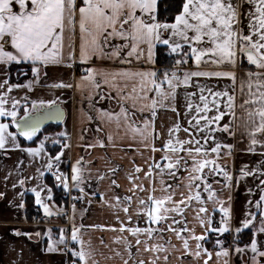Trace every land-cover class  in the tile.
<instances>
[{"label": "snow or ice", "instance_id": "obj_1", "mask_svg": "<svg viewBox=\"0 0 264 264\" xmlns=\"http://www.w3.org/2000/svg\"><path fill=\"white\" fill-rule=\"evenodd\" d=\"M160 46L174 61L163 71L156 67ZM77 61L86 66L79 81L44 86L88 90L89 100L107 86V95L116 100L119 111L99 109L98 118L115 124L117 130L123 128L133 139L139 136L145 147H149L151 138V151L162 153L159 160L153 155L144 172V179L150 181L148 187L137 183L143 169L136 166L135 174L127 177L132 195L114 197L116 204L111 206L120 205L126 221L117 216L119 228L89 226L120 233L112 242L122 245L123 251L114 250V256L122 264H169L170 255L180 252L177 259L191 257L193 264H209L213 253L204 245L210 234H217L215 255L219 261L230 254L219 237L234 233L232 250L242 264H264V179L260 180L258 199L248 201L249 210L238 227L231 224L232 209L219 195L223 189L233 187V176L219 163L221 150L231 154L233 145L220 137L240 133L249 142V152L256 153L257 146L264 150V0H0V150H19L33 159L44 158L43 170H36L39 177L50 172L57 187L66 192L76 187L83 193V158L71 165L69 173L60 169L64 150L70 147L63 143L67 131L56 133L58 138L51 140L60 145L54 155L46 149L48 136L39 140L37 147H22L20 143L21 137L35 143L47 122L63 123L65 114L58 98L29 101L28 93L48 78L50 66L71 68ZM95 61L111 62L114 67L92 66ZM14 65L28 67L30 76L29 72L19 73L25 82L12 81ZM20 91L25 92L24 96L13 95ZM181 91L183 123L177 119L162 138L155 129L157 107L171 101L170 110L180 117L175 104ZM145 111L150 117L138 124L136 114ZM107 140L111 143L113 136L109 134ZM156 140H161L159 148ZM96 146L105 144L99 141L88 145ZM259 154L264 156V151ZM245 168L240 170L242 176L256 175V170ZM221 176L223 184L218 190L213 185L221 184L217 179ZM29 179L36 177L20 178L18 185L23 187ZM111 183L119 187L116 180ZM25 191L33 193L35 204L45 216L62 214L53 211L51 187L41 183ZM4 195L0 192V197ZM18 195L22 198L24 192ZM134 198L135 219L130 214ZM231 199L229 194L227 200ZM253 204L256 211L251 210ZM72 207L69 229L60 228L56 240L48 229L47 250L70 253L75 258L72 264H99L91 240L83 238L81 229L85 226L75 223V205ZM189 210L195 221L191 227L186 215ZM217 210L222 213L218 225L214 223ZM197 226L202 229L200 234ZM246 229L251 238L241 246L239 237ZM13 234L31 238V234L18 230ZM168 234L180 242L179 248L170 236L165 239ZM100 242L104 243L103 238Z\"/></svg>", "mask_w": 264, "mask_h": 264}, {"label": "crops", "instance_id": "obj_2", "mask_svg": "<svg viewBox=\"0 0 264 264\" xmlns=\"http://www.w3.org/2000/svg\"><path fill=\"white\" fill-rule=\"evenodd\" d=\"M92 66L98 68H105L106 66L114 67V65H111V62L107 61H95ZM84 67L86 66L80 64L79 61L71 68L65 67L64 65L50 66L47 69L48 78L43 79L41 85L36 86L33 92L28 93V97L29 101L38 98L45 100L58 98V103L65 108L66 117L63 123L58 125L49 124L48 126H56L57 130L54 133L45 132L41 139H43L44 136H48L49 140L46 141V144L52 143L51 140L53 138H58L56 137V133L67 131L68 138L64 139L63 143H67L70 147L64 150L65 154L62 158L63 163L60 165V169L65 173H69L71 165L82 157L83 168L85 169L84 176L86 177L85 183L81 185V187L84 188L83 193L76 187L70 188L73 191H77L80 197L82 196V199H80L81 204L75 205V223L77 226L81 224L85 226L81 229L83 238L85 241L91 240L92 248L95 249V259L99 264H122L121 259L114 256V250L123 251L122 245L112 242L120 233L89 226L100 225L119 228L117 216L125 221L126 216L121 210L120 205L115 207L111 206L116 204L114 197L120 196L123 198L126 195H132V193L129 192L132 185L127 177L129 174H135L134 169L136 166L143 169V172L139 174L140 180H138L137 183H143L145 187H148L150 181L144 179V172L148 171V164L151 163L153 155L156 160H159L162 153H153L151 151V138H149V147H145L144 142L141 141L139 136L133 139L131 134H125L123 128L117 130L115 124L102 122L98 118L99 109L119 111L116 100L110 99L107 95L109 91L107 86L103 88L101 93H93L91 100L88 99V90L82 92L75 87L52 88L44 86L59 81L75 84L79 81ZM145 67H147V65H145ZM156 67L163 71L168 66L159 65L158 62H156ZM30 75L29 72V76ZM25 79L22 82H25ZM24 94V91L13 93L17 98L24 96ZM102 94L104 95L103 99H101ZM115 95L116 93L113 91L112 96ZM171 104L172 102L168 101L164 107L158 106L156 110L155 129L156 132L161 134L162 138L166 136L167 129L175 123L177 119H180L183 123V91H181L180 97L175 104L181 113L180 117H177L176 113L170 110ZM30 106L29 103V107ZM20 114L23 115L22 109ZM88 116H92L93 119L89 120ZM145 117H150L148 111H145L143 114L137 113L135 120L138 124L142 125ZM97 128L102 129V131H97ZM10 130L14 131L15 129L11 128ZM109 134L113 136V141L111 143L107 140ZM180 135L181 138L185 137L183 132L180 133ZM220 138L224 143L233 145L231 154L228 153L227 149L221 150L219 160V163L233 176V187L231 189H223L219 192V195L220 198L225 201V206H230L232 209L231 224L234 227H238L240 226L239 222L244 218L245 212L249 210L248 201L252 200L254 202L258 199L260 180L264 179V176L260 175V172H264V156L259 153L264 150L257 146L256 153L249 152V142L247 138L242 137L240 133H237L236 137ZM99 141H103L105 147H88V145H97ZM20 143L22 147H37L39 145L38 139H36L35 143H28L22 137L20 138ZM155 144L156 147L159 148L161 146V140H156ZM46 149L49 151L47 146ZM57 151H59V149ZM18 161H22L23 163L18 164ZM44 162V158L42 157L33 159L19 150L8 152L0 150V192L5 194L3 197H0V264H72L75 259L68 252H49L47 250L48 229L52 230V239H58V230L60 228L66 230L70 228L72 223L71 214H66V210L60 209L55 204L53 211H60L62 214L59 216L53 215L47 217L43 209L35 204L33 193L31 191H25L26 189H30L42 183L51 187L54 195V186L48 180V176H52V174L45 171V175L39 177V173L36 171L37 168L43 170ZM242 168H245L246 171L256 170V175L242 176L240 171ZM113 169L115 172L112 171ZM181 175H183V173H181ZM101 176L104 178L99 179ZM5 177H7V180ZM26 177H36V179H29L23 187H20L18 185V179ZM165 179L168 180L167 177H165ZM217 179L221 180V184H214L213 186L220 190L223 184V177H217ZM237 179H239L238 185L236 184ZM112 180L117 181L119 185L118 188L112 185ZM14 183L17 184L16 188H13ZM156 186L157 188L160 186L159 177H157ZM248 189H252V192L249 193ZM20 192H24L22 198L18 195ZM229 194L232 197L230 202L227 200ZM29 195L33 197V204L35 209L38 210V217L35 216L33 219L28 217L26 213V199ZM137 195L146 196L147 194L137 193ZM20 203L24 204L23 208L18 207ZM48 203L50 207H52V203ZM136 207L137 204L134 198L130 209V214L133 215V219H135L134 213ZM209 208L211 210V206H209ZM251 210L256 211L254 204ZM186 215L189 220V226H193L195 224L193 220L194 213L189 210ZM221 217L222 213L217 210L214 216V223L216 225L219 224ZM67 223L69 225H67ZM14 230H18L21 233H29L31 234V238L27 235L16 236L13 234ZM196 231L197 234H200L202 229L197 226ZM37 233H40V235H36ZM124 235H127V233H124ZM233 235L234 233H225L224 236L219 237L225 241L224 246L228 247L230 250L229 256L221 257L219 261L215 255L216 251H218L215 245L212 248H209L207 243L204 245L213 253V258L209 261V264H224L225 260L228 261V264H242L241 259L232 250L231 241ZM169 236L172 243L179 248L180 242L176 240L175 236L168 234L165 239H168ZM101 238H103V244L100 242ZM129 239H131V237H129ZM105 245H107V247ZM241 246H243V244H241ZM60 247L62 248L63 246ZM133 251H135V249H133ZM178 256H180V252L171 254L169 264H193L191 257L181 260L177 259ZM108 257L112 258L108 259ZM124 258H127V256L125 255ZM144 258H147V256L145 255ZM245 260H247V257H245ZM200 264H203V262L200 261Z\"/></svg>", "mask_w": 264, "mask_h": 264}, {"label": "trees", "instance_id": "obj_3", "mask_svg": "<svg viewBox=\"0 0 264 264\" xmlns=\"http://www.w3.org/2000/svg\"><path fill=\"white\" fill-rule=\"evenodd\" d=\"M157 62L159 65H163V66H169L171 65L174 61L173 58L170 57L166 50L164 49V46H160L157 50ZM23 72H29V69L27 66L21 65V66H13L12 70H11V79L13 82L20 80L21 82L25 79V77L23 75H20L19 73H23ZM56 126H46L42 132L38 135L39 139L38 141L41 139L42 135L45 132L48 133H54L57 130ZM47 148L49 149V151L54 154L57 152V150L59 149L60 145H54L53 143H47L46 144ZM50 174V173H49ZM48 174V175H49ZM49 181L53 184L54 186V195H53V199L55 201V204L60 208V209H67V205H68V192H66L62 187H57L56 184L57 182L55 181L54 177L49 175ZM74 194L77 197H80L79 193L77 191H74ZM33 197L32 196H28L26 199V213L27 216L30 217L31 219H33L35 216L38 217V210L35 209V206L33 204ZM78 205L81 204V200L78 199ZM251 238V233L250 230H244L241 234H240V241L241 244L247 243ZM217 239V235L215 233L210 234L207 245L209 248H212L215 245V240Z\"/></svg>", "mask_w": 264, "mask_h": 264}, {"label": "built area", "instance_id": "obj_4", "mask_svg": "<svg viewBox=\"0 0 264 264\" xmlns=\"http://www.w3.org/2000/svg\"><path fill=\"white\" fill-rule=\"evenodd\" d=\"M76 197L77 196L74 194V191L72 189H70L68 191V205H67V209L65 211L66 214H68V215L71 214L73 204L76 206L78 205V201H77L78 199H74ZM67 225H69V224L67 223Z\"/></svg>", "mask_w": 264, "mask_h": 264}, {"label": "water", "instance_id": "obj_5", "mask_svg": "<svg viewBox=\"0 0 264 264\" xmlns=\"http://www.w3.org/2000/svg\"><path fill=\"white\" fill-rule=\"evenodd\" d=\"M59 106H60V108H62L63 109V111H64V114H65V116H64V119H65V117H66V111H65V108L62 106V105H60L59 104ZM49 124H53V125H58L57 123H55V122H47L45 125H44V128L46 127V126H48ZM61 124V123H60ZM35 139V138H34ZM26 141V140H25ZM26 142H28V143H32V142H30V141H26Z\"/></svg>", "mask_w": 264, "mask_h": 264}, {"label": "rangeland", "instance_id": "obj_6", "mask_svg": "<svg viewBox=\"0 0 264 264\" xmlns=\"http://www.w3.org/2000/svg\"><path fill=\"white\" fill-rule=\"evenodd\" d=\"M73 212H71V220H72Z\"/></svg>", "mask_w": 264, "mask_h": 264}]
</instances>
